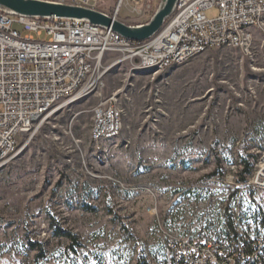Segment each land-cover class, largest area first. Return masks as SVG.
<instances>
[{
    "label": "rangeland",
    "instance_id": "rangeland-1",
    "mask_svg": "<svg viewBox=\"0 0 264 264\" xmlns=\"http://www.w3.org/2000/svg\"><path fill=\"white\" fill-rule=\"evenodd\" d=\"M121 59L106 55L101 90L35 124L0 167V264H174L173 237L264 235V190L250 184L264 160V27L248 52L162 72ZM113 95L122 132L94 144L92 111Z\"/></svg>",
    "mask_w": 264,
    "mask_h": 264
},
{
    "label": "built area",
    "instance_id": "built-area-1",
    "mask_svg": "<svg viewBox=\"0 0 264 264\" xmlns=\"http://www.w3.org/2000/svg\"><path fill=\"white\" fill-rule=\"evenodd\" d=\"M41 1L94 11H99L101 2ZM106 1L111 10L102 13L140 26L151 19L148 6L155 0ZM212 8L219 13L211 20L205 13ZM263 27L264 0H178L171 18L145 42L128 41L112 30L77 20L46 22L0 13V167L13 158L20 139L35 124L101 90L106 55H122L120 62L128 63L131 71L162 72L212 49L248 52L253 30ZM44 35L47 40H42ZM123 117L116 95L101 101L92 111V142L118 138ZM257 168L250 184L264 190V160ZM168 249L174 264H264V237L237 242L173 237Z\"/></svg>",
    "mask_w": 264,
    "mask_h": 264
},
{
    "label": "water",
    "instance_id": "water-1",
    "mask_svg": "<svg viewBox=\"0 0 264 264\" xmlns=\"http://www.w3.org/2000/svg\"><path fill=\"white\" fill-rule=\"evenodd\" d=\"M177 2L178 0H160L151 19L140 26L126 25L99 11L41 0H0V13L46 22L54 19L77 20L104 30H112L128 41L145 42L153 38L171 18ZM148 9L151 7L148 6Z\"/></svg>",
    "mask_w": 264,
    "mask_h": 264
},
{
    "label": "trees",
    "instance_id": "trees-1",
    "mask_svg": "<svg viewBox=\"0 0 264 264\" xmlns=\"http://www.w3.org/2000/svg\"><path fill=\"white\" fill-rule=\"evenodd\" d=\"M253 165H248L246 170L244 171V174L252 175L253 174ZM242 182H246V179L242 178ZM60 237L68 238L70 240H76V237L73 236L71 233H66V232H59ZM216 238H213L211 240H204V241H215V240H220V239H234V241H240V240H250V239H256L260 237H264V235H255V236H247V237H238L236 236H230V232L224 228H221L218 230L215 234ZM137 264H149L145 259L140 258L137 261Z\"/></svg>",
    "mask_w": 264,
    "mask_h": 264
}]
</instances>
